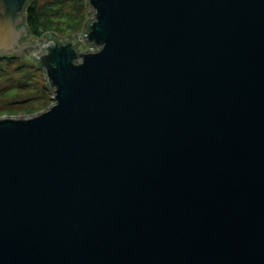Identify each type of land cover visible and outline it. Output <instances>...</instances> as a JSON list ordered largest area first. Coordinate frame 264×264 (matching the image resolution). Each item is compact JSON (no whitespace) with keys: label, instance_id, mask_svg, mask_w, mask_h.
I'll return each instance as SVG.
<instances>
[{"label":"water","instance_id":"water-1","mask_svg":"<svg viewBox=\"0 0 264 264\" xmlns=\"http://www.w3.org/2000/svg\"><path fill=\"white\" fill-rule=\"evenodd\" d=\"M28 1L0 55L54 102L0 116V264H264V0H86L24 43Z\"/></svg>","mask_w":264,"mask_h":264},{"label":"rangeland","instance_id":"rangeland-1","mask_svg":"<svg viewBox=\"0 0 264 264\" xmlns=\"http://www.w3.org/2000/svg\"><path fill=\"white\" fill-rule=\"evenodd\" d=\"M36 2L39 11L46 14L51 12L53 14L52 17L56 19L63 18L61 21L52 22L50 29H58V35L62 39L63 36L61 35H67L68 33L74 35L75 32H78L80 34L85 30L88 19L94 18L93 12L88 13V10H92L93 7L86 0H37ZM31 36L30 34L26 36L23 42L30 41ZM81 40L78 44L79 50H96L99 47L84 38ZM45 51L47 50L40 49L37 54ZM32 52L33 48L27 46L23 52L25 60L20 57L22 56L21 54L15 55L19 57L10 62L6 59L0 60V116L35 114L45 110L54 102L53 89L48 83L46 70L31 55ZM29 78H31V83L26 85L25 82ZM15 99H30L31 101L24 100L20 104L21 107L12 109L8 101Z\"/></svg>","mask_w":264,"mask_h":264},{"label":"trees","instance_id":"trees-1","mask_svg":"<svg viewBox=\"0 0 264 264\" xmlns=\"http://www.w3.org/2000/svg\"><path fill=\"white\" fill-rule=\"evenodd\" d=\"M36 1L37 0H29L27 3V6H26V12H27L26 23L28 25L29 34L36 37V38H41L42 36H45L47 33H53L56 36H58V34H59L57 32L58 29L50 30L51 24L54 21H57V22L61 21L63 18L62 19L61 18L56 19L55 17H52L53 14L51 12L46 14L44 12L39 11ZM86 26H87V23H86ZM16 57H19V56L0 55V60L6 59L7 61L10 62L11 60H14ZM20 57H23V55ZM32 79H34V78H32ZM30 83H31V78H29V80L25 82L26 85H29ZM24 100H29V102L31 101L30 99H23V100L15 99V100L8 101V103H9L10 108L12 107V109H16L17 107H21L20 104L23 103ZM25 105H27V104H25ZM14 107H16V108H14Z\"/></svg>","mask_w":264,"mask_h":264},{"label":"flooded vegetation","instance_id":"flooded-vegetation-1","mask_svg":"<svg viewBox=\"0 0 264 264\" xmlns=\"http://www.w3.org/2000/svg\"><path fill=\"white\" fill-rule=\"evenodd\" d=\"M15 55H16V54H15ZM15 55H14V56H15ZM9 56H10V55H9Z\"/></svg>","mask_w":264,"mask_h":264}]
</instances>
